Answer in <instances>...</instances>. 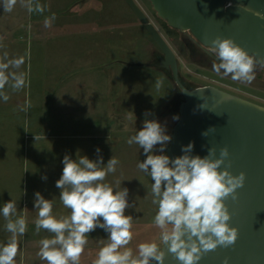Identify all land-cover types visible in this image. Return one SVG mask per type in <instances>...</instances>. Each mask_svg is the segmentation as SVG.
Returning a JSON list of instances; mask_svg holds the SVG:
<instances>
[{
	"label": "rangeland",
	"instance_id": "rangeland-1",
	"mask_svg": "<svg viewBox=\"0 0 264 264\" xmlns=\"http://www.w3.org/2000/svg\"><path fill=\"white\" fill-rule=\"evenodd\" d=\"M106 1V17L86 16L79 9L81 2L69 6L74 0H38L45 6L42 14L29 13L21 0L11 12L0 7V62H6L4 52L8 59L25 57L21 69H9L25 74V86L18 90L6 86L9 99L5 102L0 98V208L10 199L16 201L12 219L23 217L27 224L26 233L17 236L15 264H46L38 256L39 242L52 234L44 229L36 232L34 193L39 191L53 200L56 218L70 215L55 186L62 174L63 157L68 154L76 159L80 154L95 160L97 148L105 164L112 155L119 160L116 172L109 174L106 182L115 186L121 181V187L129 190V203H135L125 212L133 216L134 233L127 247L135 254L140 243L154 241L163 246L162 230L153 222L157 211L151 202L153 182L137 168L146 156L127 140L142 128L145 112L152 114L148 119L158 120L172 135L178 121L173 117L179 118V105L173 103L176 85L147 64L152 63L157 48L147 41L150 52L146 57L142 44L148 33L143 25L129 17L121 0ZM146 10L152 11L151 6L146 5ZM52 13L56 20L45 28L44 20ZM148 18L166 41L177 36L158 17ZM181 68L194 83L213 84L210 72ZM254 77L247 86L234 80L230 88L215 86L264 107V77L262 73ZM75 98L85 100L84 106L69 102ZM5 224L0 214V245L12 235ZM88 235L80 264H94L100 248L108 242V234L100 228Z\"/></svg>",
	"mask_w": 264,
	"mask_h": 264
},
{
	"label": "clouds",
	"instance_id": "clouds-1",
	"mask_svg": "<svg viewBox=\"0 0 264 264\" xmlns=\"http://www.w3.org/2000/svg\"><path fill=\"white\" fill-rule=\"evenodd\" d=\"M29 13H43L45 6L38 0H21ZM17 0H0L4 12H11ZM56 20L55 13L46 17L44 27L50 28ZM214 56L213 71L217 75L230 76L234 81L251 83L257 65L264 68V58L257 60L231 38L217 37L208 49ZM0 62V98L5 102L9 96L4 89L18 90L25 86V74L19 70L25 64V57L8 59L4 52ZM157 87L160 81L156 82ZM152 115L144 113L142 128L127 140L129 146L136 144L146 158L137 164L139 171L152 180V204L157 206L154 224L160 228V239L168 251L182 264H197L201 256L217 246L234 245L238 230L230 227L231 215L225 204L226 198H236V190L242 188L245 173L234 176L225 167L229 150L223 147L216 157V149L208 148L207 155H192L193 143L183 146L182 155L170 158L164 154L172 137L166 127ZM136 118V117H135ZM178 119V116L173 117ZM207 131L202 135L207 136ZM157 145L159 148L157 149ZM159 154H156V152ZM97 159L77 155L73 159L65 154L63 169L55 186L59 189V199L70 215L53 216V200L46 199L39 191L34 193V209L37 211L36 232L41 229L51 233V238L40 240L38 256L46 264H80V258L88 243V234L97 228L104 230L107 243L100 248L94 264H164L165 252L156 242L138 245L137 252L127 247L133 239V216L126 215V209L134 208L129 203L127 188L106 182V177L116 172L119 160L114 155L105 164L96 149ZM78 154V153H77ZM230 167V161L228 162ZM46 180V176H42ZM17 211L16 201L10 199L0 208L5 218V230L11 237L0 245V264H15L19 244L17 236L27 230L23 217H12Z\"/></svg>",
	"mask_w": 264,
	"mask_h": 264
},
{
	"label": "water",
	"instance_id": "water-1",
	"mask_svg": "<svg viewBox=\"0 0 264 264\" xmlns=\"http://www.w3.org/2000/svg\"><path fill=\"white\" fill-rule=\"evenodd\" d=\"M147 1L168 27L188 32L204 48L209 49L218 36L231 38L257 60L264 58V0ZM125 2L163 53L161 66L172 73L182 90L179 118L166 155H182V147L190 142L194 145L191 154L201 157L212 147L218 158L220 149L227 147L229 157L221 170L227 167L234 176L245 173L236 198L225 200L231 215L228 223L238 230L235 244L217 246L197 264H264V107L213 87L185 89L173 51L135 2ZM207 130V136L202 135ZM162 248L164 264H182L167 245Z\"/></svg>",
	"mask_w": 264,
	"mask_h": 264
},
{
	"label": "flooded vegetation",
	"instance_id": "flooded-vegetation-1",
	"mask_svg": "<svg viewBox=\"0 0 264 264\" xmlns=\"http://www.w3.org/2000/svg\"><path fill=\"white\" fill-rule=\"evenodd\" d=\"M68 1H72V0H68ZM74 1L75 2H70L69 6L71 5V7L72 6L74 7L75 4L78 5V2H81V4L79 5V9H83L84 12H86V13H84L86 16L87 15H93L95 17H100V16L104 17L105 16L104 9L106 10L107 7L109 6V3L106 0H74ZM121 1L127 7L128 11H129V17H135V19H137L136 15L132 11V9L129 7V5L125 2V0H121ZM133 1L135 2V4L139 7V9L144 13V15L147 18L148 17H157L156 13L153 11L151 4L147 0H133ZM146 5H150L153 12L150 11L148 13L146 10ZM138 22H140V21L138 20ZM149 22H150V20H149ZM161 23L166 26V23L164 21H161ZM141 25H143V24H141ZM143 27L145 28L144 25H143ZM145 30H146V28H145ZM172 30L175 31L177 36L170 38V42L166 41L164 38L163 39L166 41V43L168 44V46L170 47V49L173 51V53L176 56L177 64H178L179 78H180L181 83L185 87V89L192 91V90H195L197 88H202V87H213V88H216V89H219L221 91L226 92V90L218 88V86H215V85L218 84L219 86L230 88L229 83H231L233 80L231 79L230 76L217 75L213 71L212 64L214 62V56L211 54V52L207 48L200 46L188 32H180V31H177L175 29H172ZM147 36H148L147 40L142 44V46L145 50L146 57L148 56V54L150 52L148 49H146L147 48L146 47L147 41L148 42L150 41L157 48V52H156L157 54H153L154 59H152V63L150 64L148 62L147 64L150 67L155 68L156 70L163 73L169 80H171L176 85V90H175L174 97H173V103L175 102V103H178V105H180V103L182 101V90L175 83L173 76H172V73L168 69L161 66L162 62L164 61V55L160 51V49L157 47V45L153 42L150 35L147 34ZM171 44L176 49L175 51L171 47ZM182 66H185L186 68H188L190 70L192 67H194L197 69H202V70H206V71L210 72L211 77H212L210 79H211L213 84L198 85V84L194 83L193 81L187 79L182 74V68H181ZM261 73L263 74V77H264V68H261L259 65H257L254 69V76L257 77ZM240 83L247 86V82L241 81ZM263 83H264V81H263ZM226 93H228V92H226ZM178 109H179V106H178ZM177 113H178V110H177Z\"/></svg>",
	"mask_w": 264,
	"mask_h": 264
},
{
	"label": "crops",
	"instance_id": "crops-1",
	"mask_svg": "<svg viewBox=\"0 0 264 264\" xmlns=\"http://www.w3.org/2000/svg\"><path fill=\"white\" fill-rule=\"evenodd\" d=\"M74 102V103H77V104H81V107H83L84 106V104L82 103L83 101H85V100H82V99H78V98H75V99H69V102ZM76 108H78V107H76ZM84 114V113H83ZM86 115V114H85ZM70 121H72V120H70ZM31 261L32 262H35V259H31Z\"/></svg>",
	"mask_w": 264,
	"mask_h": 264
}]
</instances>
